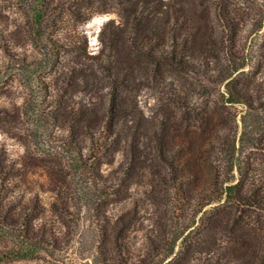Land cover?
Listing matches in <instances>:
<instances>
[{
  "label": "rangeland",
  "instance_id": "374dc122",
  "mask_svg": "<svg viewBox=\"0 0 264 264\" xmlns=\"http://www.w3.org/2000/svg\"><path fill=\"white\" fill-rule=\"evenodd\" d=\"M210 4L212 21L197 26L217 32L218 82L164 67L166 78L122 80L112 121V84L70 54L99 53L104 25L122 22L118 3L0 0V264H168L172 251L175 264H202L203 252L210 264H239L242 243L261 247L263 207L214 204L203 215L219 196L192 191L185 203L153 157L163 146L184 161L195 147L202 188L239 178L230 173L239 164L264 205V0L227 2L235 34ZM231 74L254 95L253 110L226 102L221 81ZM239 216L250 223L235 226Z\"/></svg>",
  "mask_w": 264,
  "mask_h": 264
},
{
  "label": "trees",
  "instance_id": "16d2710c",
  "mask_svg": "<svg viewBox=\"0 0 264 264\" xmlns=\"http://www.w3.org/2000/svg\"><path fill=\"white\" fill-rule=\"evenodd\" d=\"M91 1L100 2L101 0ZM113 1L118 3L121 8L122 22L116 24L112 20L104 25L100 32L102 47L99 53L96 56L88 54L84 56L83 52L78 49L70 54L78 66L85 65L86 59L93 61L90 67L100 71L103 78L108 79L112 84L109 112L112 121H115L117 115L116 109L119 106L122 80L127 82L129 80L142 81L156 80L159 77L166 78V74L159 69L164 67L175 74L185 73L194 78H204L205 81L212 84L218 82L211 74L213 73L214 61L215 63L219 61V54L214 48L217 32L212 29L214 25L211 26L210 30L205 24L206 29L204 31H201L197 26L204 20L211 22L212 17L210 18V16L214 17L208 9L211 4L206 5L208 0ZM216 1L217 12H215V17L223 21L226 31L235 34L233 32L236 27V19L225 9L229 0ZM245 65L247 64L236 71L245 70ZM222 78L221 83L225 86L227 93L226 102L231 106L243 105L249 110H253L256 99L253 94L248 92L249 90L245 89L247 85L238 83L233 74ZM190 117L191 115L188 114L184 119H190ZM108 128V131L113 132L115 124L111 121L108 122ZM246 135L244 131L242 137L244 142ZM234 147L236 148V145ZM188 148L187 152L184 151V161L176 159L173 156V150L168 149L167 152L163 146L157 147L159 152L153 155L157 163L161 162L162 164L163 162L165 164L166 175L162 178L171 177L172 189L184 192L185 203L194 201V198L190 199L192 191L194 194L198 191H206V193L211 192L212 195L219 197L210 199L203 205L200 211L203 215L207 212L204 210L214 204H217L219 208L228 206V208H244L243 210L246 211L256 206L264 209V205L255 193V181L244 179L245 170L239 164H234L230 171L231 174L237 172L239 178L232 174V178H228L221 184L212 178L205 188L199 186L197 176L201 173L203 164L196 155L195 147L189 146ZM148 165L151 166V164ZM231 217L233 218L234 214ZM231 217L229 215L226 224L232 221ZM243 218L244 216L237 217L236 223L233 224L238 226L250 223V221H244ZM195 229L194 226L193 230ZM191 235L184 237V259L192 253L191 249L195 246L193 238L190 239ZM25 238L31 240L29 233L25 234ZM241 245L243 249L248 250V254L240 257L239 264H264V242L259 249L254 248L251 243H242ZM174 255V251L170 252L168 264H175L179 260V258L178 260L174 258ZM181 255L180 253V257ZM201 255L202 258L199 261L202 264H210L214 260L209 257L210 253L203 252ZM218 255L223 257L224 252L219 250ZM188 263H190L189 260Z\"/></svg>",
  "mask_w": 264,
  "mask_h": 264
}]
</instances>
